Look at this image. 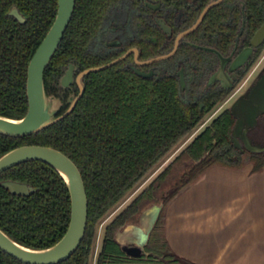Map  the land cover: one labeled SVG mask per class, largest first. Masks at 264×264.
Listing matches in <instances>:
<instances>
[{
  "label": "trees",
  "instance_id": "16d2710c",
  "mask_svg": "<svg viewBox=\"0 0 264 264\" xmlns=\"http://www.w3.org/2000/svg\"><path fill=\"white\" fill-rule=\"evenodd\" d=\"M108 0H76L63 39L45 70L48 92L62 68L74 59L81 69L101 65L85 48L98 30ZM16 6L26 22L10 15ZM58 0H0V115L20 119L27 114L28 65L52 25ZM86 90L67 117L31 135L16 138L0 134V156L21 145L54 147L68 155L84 178L88 222L78 249L57 264H90L98 224L116 208L203 117L198 107L185 103L177 83L147 80L118 65L92 72ZM216 101L208 104L212 108ZM62 113V112H61ZM234 116L215 118L123 210L106 225L96 264H197L179 256L166 236L167 208L211 167L240 169L253 165L264 170V151L239 148L232 141ZM27 182L37 188L23 199L0 184V227L24 246L42 249L65 234L71 212L65 181L51 166L28 161L0 175L2 180ZM161 205L140 252L130 255L117 233L139 224L142 213ZM0 264H26L0 249Z\"/></svg>",
  "mask_w": 264,
  "mask_h": 264
},
{
  "label": "flooded vegetation",
  "instance_id": "af4514ba",
  "mask_svg": "<svg viewBox=\"0 0 264 264\" xmlns=\"http://www.w3.org/2000/svg\"><path fill=\"white\" fill-rule=\"evenodd\" d=\"M108 1L101 24L86 45V53L95 55L104 62L97 66L119 59L112 66L118 65L140 78L175 81L183 102L198 107L199 113L203 115L196 127L204 125L209 116L218 117L228 111L231 113L232 98L242 90L235 101L239 99L264 73V38L258 44L254 43L258 31L264 25V0ZM71 64L76 67L75 80L65 88L60 85V81ZM92 67L81 69L74 59L63 66L60 77L53 82L52 90L48 92L63 102L58 115L64 113L71 104L70 100L79 94L80 89L76 82L78 74ZM135 69L150 73V76H140ZM87 75L83 79L85 90ZM212 101H216V104L208 109V104ZM250 134L256 143L264 144V139L258 136H264V113L258 116V124ZM167 163L168 161L164 165ZM9 180L16 181L2 180L1 186L4 181ZM16 182L34 188L28 195H19L11 193L3 186L19 199L29 197L37 190L27 182ZM117 207L113 209H116L114 214L120 209ZM95 243L96 235L90 264L92 257L96 264L103 239L98 242L96 249Z\"/></svg>",
  "mask_w": 264,
  "mask_h": 264
},
{
  "label": "water",
  "instance_id": "95a60500",
  "mask_svg": "<svg viewBox=\"0 0 264 264\" xmlns=\"http://www.w3.org/2000/svg\"><path fill=\"white\" fill-rule=\"evenodd\" d=\"M75 5L76 0H58L55 19L28 65L27 97L29 108L27 114L20 119L0 115L1 134L13 137L27 136L37 133L65 118L74 110L78 100L84 93L85 84L83 79L85 75L110 67L119 61L118 59L106 65L88 68L80 72L76 78L80 89L79 94L70 100L71 104L68 109L58 115L63 102L56 95L48 93L45 87L44 74L72 19ZM10 15L21 23L25 22L24 16L16 6L11 9ZM263 38L264 25L258 31L254 43L258 44ZM75 68L71 64L61 78L60 85L62 87L66 88L74 82ZM135 71L140 76H150V73H145L138 69H135ZM231 113L235 118L232 135L234 144L239 148L245 147L252 152H263L264 144L256 143L252 139L250 132L258 124V116L264 113V73L245 94L241 95L232 104ZM32 160H38L50 165L66 182L71 195L69 227L65 235L56 244L43 249L24 246L0 228V249L26 264H56L68 259L77 250L85 235L89 206L86 186L76 163L62 151L50 146L23 145L10 150L0 157V173L12 166ZM2 185L13 194L28 195L34 191V188L27 184L11 180L4 181ZM153 208H157V210L148 224L146 222L148 218H145L146 230L143 234H140L142 238L138 246H123L130 255L138 254L148 239L161 205H153L146 209L140 217L141 223L144 213Z\"/></svg>",
  "mask_w": 264,
  "mask_h": 264
},
{
  "label": "crops",
  "instance_id": "0c3cea01",
  "mask_svg": "<svg viewBox=\"0 0 264 264\" xmlns=\"http://www.w3.org/2000/svg\"><path fill=\"white\" fill-rule=\"evenodd\" d=\"M156 210L119 231L118 241L138 246ZM166 236L176 254L197 264H264V170L211 167L168 207Z\"/></svg>",
  "mask_w": 264,
  "mask_h": 264
},
{
  "label": "rangeland",
  "instance_id": "374dc122",
  "mask_svg": "<svg viewBox=\"0 0 264 264\" xmlns=\"http://www.w3.org/2000/svg\"><path fill=\"white\" fill-rule=\"evenodd\" d=\"M244 89H246V86L244 87ZM245 91V90H244ZM243 91V92H244ZM242 93V90L239 91L233 98H232V103L235 101L236 97L239 96V94ZM231 103V105H232ZM215 117L217 116H209L207 117V122L203 125H199L198 127H196V129H194V131L189 134V136L187 138H185L181 143H179L168 155L167 157H165L164 160H162V162H160L158 165H156V167H154V169L147 175V177L140 183L139 186H137L121 203L117 208H120L115 214L113 210L107 217L104 218V220H101L98 224L97 227V233H96V243H95V249L96 246L98 244V242H102L103 239V234H104V229L105 226L115 217V215H117V213H119L121 210H123L129 203H131V201L161 172L162 169H164L181 151H183L187 145H189V143H191V141L197 136L199 135L204 129L205 127H207L212 121L213 119H215ZM259 137L264 139V136L262 135H258ZM169 161H168V160ZM168 161L167 164L164 165V163ZM249 164V163H248ZM251 164V163H250ZM157 172V173H156ZM152 176V178L150 179V177ZM174 201V200H173ZM172 201V202H173ZM171 202V203H172ZM170 206V205H169ZM168 206V207H169ZM168 210V208H167ZM113 215V216H112ZM112 216V217H111ZM111 217V218H110ZM166 231V228H165ZM100 248V246L98 247V249ZM92 264H94V257H92Z\"/></svg>",
  "mask_w": 264,
  "mask_h": 264
}]
</instances>
